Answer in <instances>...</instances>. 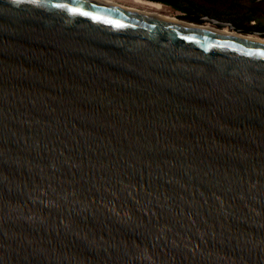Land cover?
Masks as SVG:
<instances>
[{
    "label": "water",
    "instance_id": "water-1",
    "mask_svg": "<svg viewBox=\"0 0 264 264\" xmlns=\"http://www.w3.org/2000/svg\"><path fill=\"white\" fill-rule=\"evenodd\" d=\"M0 264H264V44L0 0Z\"/></svg>",
    "mask_w": 264,
    "mask_h": 264
},
{
    "label": "trees",
    "instance_id": "trees-1",
    "mask_svg": "<svg viewBox=\"0 0 264 264\" xmlns=\"http://www.w3.org/2000/svg\"><path fill=\"white\" fill-rule=\"evenodd\" d=\"M170 5L193 20L206 13L208 16L232 22L239 29L264 31V0H154ZM253 21V23H252Z\"/></svg>",
    "mask_w": 264,
    "mask_h": 264
},
{
    "label": "bare ground",
    "instance_id": "bare-ground-1",
    "mask_svg": "<svg viewBox=\"0 0 264 264\" xmlns=\"http://www.w3.org/2000/svg\"><path fill=\"white\" fill-rule=\"evenodd\" d=\"M91 1H96L99 3H104L107 5L119 7L128 11L143 13L153 17H157L160 19L173 21L177 23H182L184 25L196 27L199 29L215 31L218 33L226 34L231 37H236V38L264 44V36L258 34L244 33L236 28H230L228 26H224V27H217L215 25L212 26V24L210 25L208 22H206V24L196 23L181 19L171 14L169 15V14H165L164 12L162 13L161 9L163 8V4L160 3L159 1H154V0H122L123 2L119 0H91Z\"/></svg>",
    "mask_w": 264,
    "mask_h": 264
},
{
    "label": "rangeland",
    "instance_id": "rangeland-1",
    "mask_svg": "<svg viewBox=\"0 0 264 264\" xmlns=\"http://www.w3.org/2000/svg\"><path fill=\"white\" fill-rule=\"evenodd\" d=\"M119 1H121V2H123L122 0H119ZM160 3H162V2H160ZM163 4V8L161 9V12L163 13H165V14H171V15H174V16H177V17H179V18H181V19H184V20H188V19H186V18H182L180 15H182L183 13L180 11V10H176V9H174L173 7H171L170 5H167V4H164V3H162ZM188 21H192V20H188ZM194 22H196V23H198L197 21H194ZM252 23H253V21H252ZM206 24V23H205ZM210 24V23H209ZM211 25V24H210ZM213 26V25H212Z\"/></svg>",
    "mask_w": 264,
    "mask_h": 264
},
{
    "label": "snow or ice",
    "instance_id": "snow-or-ice-1",
    "mask_svg": "<svg viewBox=\"0 0 264 264\" xmlns=\"http://www.w3.org/2000/svg\"><path fill=\"white\" fill-rule=\"evenodd\" d=\"M72 11H78V9H71ZM85 15H87V13H85Z\"/></svg>",
    "mask_w": 264,
    "mask_h": 264
}]
</instances>
